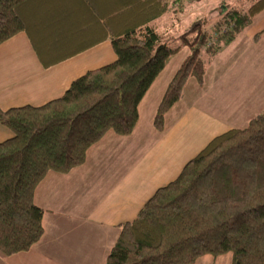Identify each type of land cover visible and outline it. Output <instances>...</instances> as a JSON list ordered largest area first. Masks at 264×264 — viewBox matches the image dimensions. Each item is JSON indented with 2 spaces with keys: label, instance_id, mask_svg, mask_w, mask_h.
<instances>
[{
  "label": "trees",
  "instance_id": "trees-1",
  "mask_svg": "<svg viewBox=\"0 0 264 264\" xmlns=\"http://www.w3.org/2000/svg\"><path fill=\"white\" fill-rule=\"evenodd\" d=\"M31 1L0 0V46L25 30L21 11ZM171 9L169 0L140 1L121 15L128 24L113 35L114 63L77 79L42 107L0 112V123L13 133L0 144V254L29 252L42 239L44 210L35 195L48 174L83 166L109 133L132 135L141 102L188 48L155 117L161 132L189 81L203 85L210 63L264 11V0L242 14L229 11L216 37L197 23L172 37L175 46L149 25ZM121 229L106 264H196L228 254L232 264H264V112L245 129L210 142Z\"/></svg>",
  "mask_w": 264,
  "mask_h": 264
},
{
  "label": "crops",
  "instance_id": "crops-1",
  "mask_svg": "<svg viewBox=\"0 0 264 264\" xmlns=\"http://www.w3.org/2000/svg\"><path fill=\"white\" fill-rule=\"evenodd\" d=\"M140 1L32 0L21 11L25 30L0 46V112L42 107L63 97L77 79L114 63L113 35L128 24L121 15ZM170 1L171 11L151 27L168 14L183 18L184 10L203 0L184 10L175 8L181 0ZM236 1L242 14L254 0ZM227 13L222 9L216 16ZM262 32L264 11L213 59L202 86L189 81L160 132L155 117L179 68L168 81L162 76L188 48L173 57L141 102L132 135L109 133L83 166L67 175L48 174L35 195L44 210L42 239L29 252L0 254V264H106L122 225L134 221L158 190L215 138L245 129L264 112V33L255 41ZM12 138L0 123V144Z\"/></svg>",
  "mask_w": 264,
  "mask_h": 264
},
{
  "label": "rangeland",
  "instance_id": "rangeland-1",
  "mask_svg": "<svg viewBox=\"0 0 264 264\" xmlns=\"http://www.w3.org/2000/svg\"><path fill=\"white\" fill-rule=\"evenodd\" d=\"M257 1L258 0L252 1L251 7ZM191 2H195V1L194 0H190V1L181 0V3L180 2L178 3L179 6H175V8L180 9V10H182V9L184 10L188 7L189 3H191ZM248 2H251V1H248ZM192 5L193 6L189 10H184L185 15L183 18L176 15V14H171V15L168 14L164 20L159 22L160 24L158 23L157 26H155V24H153V26H152L153 29L156 31L158 30V32H161L162 34H165L166 39L168 37H170L171 41H169V42H172V45L175 46V45L179 44V42L174 41L172 37L175 35H178V34L181 35L182 33H184L183 30H189L190 28H192L197 23H202L206 27L208 24L207 29L210 27V28H214L216 31H219V26L223 25L222 23L224 22V18L229 13V11H234V12L239 13L238 10L241 11L243 9V5L240 3V1H236V0H203L201 3H198V4L192 3ZM196 6L198 8V11L195 12V14H191L192 11H196L195 10ZM229 7L231 9H229ZM222 9H226L228 13L226 15H223L222 18L217 17L216 14L221 12ZM239 14H241V13H239ZM202 15L204 17H201ZM200 19H201V21H200ZM178 21H182V22L178 24L177 23ZM171 22H172V24H171ZM222 27H225V26H222ZM215 30H213L211 33L215 32ZM213 35L216 37V34L213 33ZM189 52L190 51L188 49H184L171 62L170 66L167 68V70L163 74V76H162L163 80H161V81H164V80L168 81L169 78H172L174 72H176V70L178 68H180V66L182 65L184 60L190 54ZM232 263H233V256H232V254H228V255L218 257V258H215L212 256H207V257L199 260L196 264H232Z\"/></svg>",
  "mask_w": 264,
  "mask_h": 264
}]
</instances>
